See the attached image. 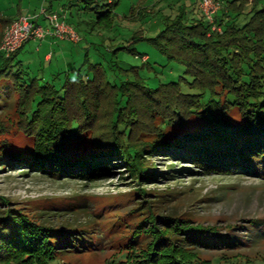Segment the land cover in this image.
<instances>
[{"label":"trees","instance_id":"1","mask_svg":"<svg viewBox=\"0 0 264 264\" xmlns=\"http://www.w3.org/2000/svg\"><path fill=\"white\" fill-rule=\"evenodd\" d=\"M218 1L215 25L221 32L207 22L200 1L193 0L194 7L182 3L164 29L146 39L170 62L183 64L188 76L155 89L130 75L112 83L99 62L91 66L92 78L79 72L77 79L67 76L57 88L30 77L23 62H16V53L6 57L0 51V112L14 107L18 115L9 126L0 125V164L89 181L108 179L121 169L129 171L136 183L158 179L149 173L148 156L160 153L189 161L207 174L264 179V5L259 8V0ZM119 3L70 0L60 14L66 17V10L70 12L67 23L84 34L112 30ZM244 15L248 19L239 24ZM0 22L10 26L14 21L0 16ZM142 35L137 33L129 46L119 49L145 57L134 47ZM110 65L119 62L112 60ZM103 96L112 99L107 122L99 115L105 109ZM18 132L26 142L17 141ZM178 170L171 167L168 175L176 177ZM140 192L143 197L155 195V200L134 209L140 216L130 225L118 264H210L197 247L238 243L237 238L220 237L215 229L195 226L190 219L159 214L155 210L161 196ZM9 207L0 197V264H61L68 254L99 246L91 235L96 234L94 229L57 226L45 213L33 216Z\"/></svg>","mask_w":264,"mask_h":264},{"label":"rangeland","instance_id":"2","mask_svg":"<svg viewBox=\"0 0 264 264\" xmlns=\"http://www.w3.org/2000/svg\"><path fill=\"white\" fill-rule=\"evenodd\" d=\"M45 1L0 0V16L13 21L20 12L26 18L30 17L27 11L31 10V14L35 12L45 26L47 21L42 11L47 8L41 6ZM69 1L57 0L52 3L55 10L61 13L63 5ZM118 1L120 3L113 15L114 28L84 34L76 29V25L73 26L80 41L85 42L80 44V48H75L74 44L69 45V40H64L70 49L74 47L72 56L63 61L56 54L52 69L46 64L39 65L40 56L43 58L44 53L33 55L31 47L20 51L16 62L25 64L30 77L39 76L57 88L65 83L67 76L77 79L79 72L85 79L92 78L94 69L91 66L98 62L104 65L109 80L117 84L130 75L133 79H143L148 87L155 89L160 84L178 82L183 76L188 77L183 64L170 62L146 39L162 31L168 19L175 17L182 3H186L189 9L194 7L193 0ZM215 2L221 5L218 0ZM263 5L264 0H259V8ZM247 19L244 15L238 23L243 24ZM8 27L0 22V47ZM139 32L144 39L136 42L134 47L145 56L143 58H137L127 49H119L129 46ZM112 60L118 61L119 65L111 67ZM61 71L66 72L56 76ZM184 90L189 91L185 85ZM102 99L105 109L99 115L103 117L102 121L107 122L112 116V99L106 96ZM17 119L14 107L0 112V125L9 126L11 121ZM147 136L145 133L141 139ZM14 137H17V141H27L21 132ZM148 158L151 165L149 173L157 174L158 179L139 180L136 183L129 171L121 169L114 170L108 179L89 181L55 178L20 165L11 168L8 164H0V197L9 202L11 208L27 211L30 215L45 213L48 221L54 225H68L79 230L94 229L92 231L96 234L91 235L97 238L96 242L99 240V246L95 243L89 251L68 254L61 264H118L125 252L126 238L132 231L130 225L134 224L135 217L140 216L138 209H134L145 200H155V195L143 197L141 189L161 196L157 209H154L159 214L190 219L195 226L213 228L220 237H230L231 241L237 238L235 245L218 242L197 247L204 261L210 264H264V179L247 174H207L189 161L180 162L177 158L171 159L160 153ZM171 167L179 169L181 174L175 173L176 177L173 178L169 176ZM187 168L194 173L184 171ZM161 173L164 175L159 176ZM167 176L170 180H166ZM66 207L75 208L69 210ZM143 208L139 207V210Z\"/></svg>","mask_w":264,"mask_h":264},{"label":"built area","instance_id":"3","mask_svg":"<svg viewBox=\"0 0 264 264\" xmlns=\"http://www.w3.org/2000/svg\"><path fill=\"white\" fill-rule=\"evenodd\" d=\"M200 8L205 15L207 22L213 25V29L221 32L215 25V16L220 9V5L215 0H199ZM42 15L49 23V28L40 25L37 21L39 17L22 16L15 20L5 31L0 47L1 53L10 57L18 52L26 43L32 40H44L49 36H55L61 40H69L75 43L81 38L75 28L67 23L66 17L60 13H48L42 11Z\"/></svg>","mask_w":264,"mask_h":264},{"label":"crops","instance_id":"4","mask_svg":"<svg viewBox=\"0 0 264 264\" xmlns=\"http://www.w3.org/2000/svg\"><path fill=\"white\" fill-rule=\"evenodd\" d=\"M57 0H51L50 1V4L48 6L47 3H48V0H46L45 2H42L41 3V6L42 7H46L47 8V11L48 13H59V10H55V7H54V4L52 2H55ZM56 4V3H55ZM62 6V4H61ZM27 11V10H26ZM63 11V10H62ZM65 11V10H64ZM61 12V11H60ZM27 16H30V17H36L35 15H37L35 12V14H31L32 11L31 10H28L27 11ZM63 13V12H61ZM70 12H68L66 10V18L69 19V15ZM22 16H25L23 14V12H20L19 15L17 16V18H15L13 21L19 19L20 17ZM47 21V20H46ZM40 25H42L43 23H41L40 21V18L38 19L37 21ZM43 26V25H42ZM46 28H49V23L47 22V24L44 26ZM66 41L64 40H61L59 38L55 36H49L47 37L46 39L44 40H32V41H29L28 43H26L18 52H16V56L19 54L20 51H22L23 49H26L28 47H31V52L34 54H42L43 55V58H41L40 56V62L38 63H41L39 64L40 66H44L45 64L46 65H49L50 68L52 69L53 68V63L54 61L56 60L55 56L56 54H59V58L61 60H66L68 56H72L71 53H73V50H74V47L76 48H80V44H82L83 42H85L84 40L78 42V43H75L73 41H68L69 42V45L72 43L74 44V47H71L70 49V46L69 45H65ZM30 44V45H29ZM29 45V46H28ZM32 45V46H31ZM73 48V50H72ZM42 59V60H41ZM37 63V64H38ZM24 64V63H23ZM25 65V64H24ZM61 72H66V71H61ZM39 77V76H38Z\"/></svg>","mask_w":264,"mask_h":264}]
</instances>
